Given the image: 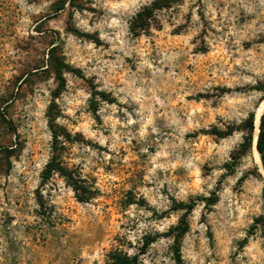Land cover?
<instances>
[{"label":"rangeland","instance_id":"obj_1","mask_svg":"<svg viewBox=\"0 0 264 264\" xmlns=\"http://www.w3.org/2000/svg\"><path fill=\"white\" fill-rule=\"evenodd\" d=\"M151 1L0 0V264H175L183 217V264H264L259 155L230 168L243 132L210 133L264 104V0H179L135 36ZM49 118L69 135L63 164L98 191L88 202L42 181Z\"/></svg>","mask_w":264,"mask_h":264},{"label":"trees","instance_id":"obj_2","mask_svg":"<svg viewBox=\"0 0 264 264\" xmlns=\"http://www.w3.org/2000/svg\"><path fill=\"white\" fill-rule=\"evenodd\" d=\"M179 0H153L148 5L141 7L134 14L131 22H130V31L135 35L139 36L141 34H148L153 28H160V20L158 16V12L164 8H170L173 4L178 3ZM62 4L57 8V10L62 9ZM49 60L51 61L54 72L56 73V77L60 80L59 86L56 88L55 94H59L63 86V77L62 72L66 67L65 63L56 55L53 54V51H50ZM257 90L263 93L264 97V82L260 83L257 87ZM257 138L255 141V149L258 152L262 169L264 170V108L259 117ZM49 128L52 134V154L50 158L44 165V168L41 171L42 181H46L52 177L54 174H58L63 177L66 183L71 186L74 191V196L80 202H88L92 198H94L98 193L95 187L89 183L85 178H81L76 175L72 169L63 164L60 159V149L62 148L63 139L69 137L67 133H62L59 131L58 126L54 122V118H49ZM234 131H242L243 132V140L239 144L238 149L232 154L233 161L230 163L229 167L232 168L235 163L246 154L249 148L253 145L254 135L256 131L255 124V113L253 111L248 113L247 118H245L241 123L237 125H226L224 129L213 127L210 131L211 134L215 135L219 138H224L230 136L234 133ZM13 151L8 149V154L11 155ZM214 199L210 200L209 204H213L215 202ZM193 204V203H192ZM177 209H186L190 211L192 209L191 204L185 203H176ZM257 222H262L264 224V215H261L256 219ZM188 228L187 222L185 221V217L182 218L180 224L176 225L172 228L174 231V261L175 264H183L180 252V239L186 233ZM108 264H137L135 258L129 257L125 253L121 251H115L112 255H110V262Z\"/></svg>","mask_w":264,"mask_h":264},{"label":"bare ground","instance_id":"obj_3","mask_svg":"<svg viewBox=\"0 0 264 264\" xmlns=\"http://www.w3.org/2000/svg\"><path fill=\"white\" fill-rule=\"evenodd\" d=\"M263 108H264V104L257 110L256 115H255L256 131H255V135H254V140H253V145L252 146H253V149H254V151H255L257 156H258V152L255 149V140H256V134H257V126H258V123H259V120H260L259 117H260V115L262 113Z\"/></svg>","mask_w":264,"mask_h":264},{"label":"water","instance_id":"obj_4","mask_svg":"<svg viewBox=\"0 0 264 264\" xmlns=\"http://www.w3.org/2000/svg\"><path fill=\"white\" fill-rule=\"evenodd\" d=\"M259 124V123H258ZM257 131H258V126H257ZM256 138H257V136H256ZM256 141V140H255Z\"/></svg>","mask_w":264,"mask_h":264}]
</instances>
